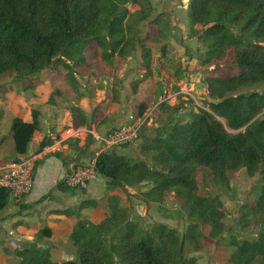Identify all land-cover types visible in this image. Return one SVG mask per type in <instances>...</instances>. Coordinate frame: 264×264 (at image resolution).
<instances>
[{
  "label": "trees",
  "instance_id": "obj_1",
  "mask_svg": "<svg viewBox=\"0 0 264 264\" xmlns=\"http://www.w3.org/2000/svg\"><path fill=\"white\" fill-rule=\"evenodd\" d=\"M126 3L130 11L123 8ZM187 11V38L197 41L198 67L221 63L233 52L238 74L219 77L209 71L202 77L208 99L214 102L204 103L209 112L196 109L191 122L175 118L185 104L159 105L165 122L152 130L143 127L137 159L117 150L95 158V171L107 186L104 202L83 201L77 211L54 212L75 220L84 209H91L94 217L102 214L98 221L74 224L68 238L76 253L73 259L52 262L49 250L36 242L16 243L19 264H196L185 246L191 252L216 246L203 230L221 231L223 219L219 195L199 191L200 171L217 190L228 187L229 173L243 169L250 178L258 175V194L241 207L240 223L264 218V0H189ZM167 19L163 13L154 16L147 0H0V77L14 75L21 82L61 66L66 70L64 80L75 91L76 71L66 61H74L76 70L95 79L114 77V60L138 47L142 76L131 83L135 92L153 76V46H160L159 58H165L170 33ZM140 23L154 26L155 33L140 39ZM118 98L115 83L112 102ZM147 110L148 103H133V118H142ZM37 115L33 110L30 123L13 120L10 131L17 157L0 161V166L27 157ZM66 142L79 155L90 151L93 160L90 138ZM46 144L42 142L41 148ZM83 165L76 161L74 166ZM144 183L152 184L140 195L146 204H160L172 195L187 222L181 235L164 223L144 229L130 219L119 193ZM56 189L74 191L63 181ZM7 202L8 192L0 188V211ZM50 235L46 228L37 237ZM229 246L233 251L228 264H264V227L253 239L231 238Z\"/></svg>",
  "mask_w": 264,
  "mask_h": 264
},
{
  "label": "crops",
  "instance_id": "obj_2",
  "mask_svg": "<svg viewBox=\"0 0 264 264\" xmlns=\"http://www.w3.org/2000/svg\"><path fill=\"white\" fill-rule=\"evenodd\" d=\"M183 8L187 12V6L184 5ZM172 39L168 37L167 47L169 40ZM196 42V39L186 38L181 43V48L182 45L187 46ZM155 55L153 53V57H156L155 62H153L154 69L158 71L164 67L166 71L170 69V63H163L166 57L171 56L170 54L168 56L167 50L165 58H159L160 56ZM85 57L87 58V56ZM85 57L84 59H86ZM66 63L72 69L74 68L70 64L73 61H66ZM141 63V51L136 47L135 52L128 53L119 61V65H114V77L101 76L95 79L90 77L89 74H81L80 71L74 68V71H76L74 78L77 80V85L80 84L81 87H84L83 81L87 77L94 81L103 78L98 81V84L103 85L104 100H86V98L81 97V100H34L30 102L29 106H31L32 111L34 110L38 114L36 131L28 146L27 154V157L35 158L33 186L30 193L21 200L20 204L15 205L8 199L6 207L0 211V264H19L20 259L14 254L16 243L36 242L39 247L48 249L49 253L50 248H54L60 250L62 254H67L68 260L75 257V250L68 244V238L74 224L84 219L90 222L98 221L102 218V214L94 217L91 209H84L80 212V218L75 220L74 218L57 216L54 212L77 211L79 204L83 201L91 200L103 203L107 194V186L106 182L100 176H97L82 190L62 191L56 189V186L63 181V178L69 173L76 161L85 165L90 162V151L84 155H79L72 144L66 142L68 139H59L60 135L69 128H90L98 134L104 135L111 129L125 124L133 117V103L146 102L148 103V109H150L157 104L162 96L172 93L171 85L169 87L163 86L165 88L160 93L159 84L154 77L141 83L137 90L133 92L131 83L142 76L140 74ZM61 79L63 82L64 77ZM191 81L193 80L191 79ZM63 83L61 87L55 89L60 90V88L65 87ZM115 83L119 91V98L117 101L112 102V88ZM51 84L55 85L53 82ZM164 85L166 84L164 83ZM185 85L182 81L176 84L180 88L179 91L184 90ZM190 85H192L190 90H192V87L195 90V84ZM178 101L179 98L171 101L169 105L173 106ZM186 107L185 104L183 111L177 114V117H182L188 113ZM11 109L13 108L11 107ZM13 111L17 112L16 110ZM193 112L196 113V109ZM159 114L161 115V112L157 108L154 116ZM18 118L24 122H31L25 121L21 117H14L9 126L3 125L2 121L0 122V161H12L17 157L14 152V141L10 130L13 120ZM53 138L56 141H53ZM70 140L77 141L76 139ZM90 140L92 143L91 152L95 154L98 146L91 138ZM42 142L48 144L41 148ZM132 148L125 147L117 151L128 154ZM46 228L51 230L50 237L38 238L37 234Z\"/></svg>",
  "mask_w": 264,
  "mask_h": 264
},
{
  "label": "rangeland",
  "instance_id": "obj_3",
  "mask_svg": "<svg viewBox=\"0 0 264 264\" xmlns=\"http://www.w3.org/2000/svg\"><path fill=\"white\" fill-rule=\"evenodd\" d=\"M153 10V15L163 13L168 17L170 24L169 37L173 38L169 40L167 52L169 58L163 63H170V69L167 71L161 68L160 71L154 69L153 76L158 84L160 93L163 92V86L169 87L171 85V92H177L180 90L176 86L177 83L183 82L187 87L195 84L194 94H200L204 85L202 83V77L209 71H213V75L219 77L234 76L238 74V68L234 62L233 52H229L226 59L218 64H213L207 68L198 67V52L197 42L189 44L187 46L181 43L185 41L189 34L190 18L189 12L184 10L183 6H188L189 0H147ZM144 5V4H143ZM123 8L130 11V4L126 3ZM140 31V39H144L149 35L155 33V27L150 26L148 23H140L138 25ZM173 32V33H172ZM235 33H237L235 31ZM248 41L247 39L245 40ZM173 43V44H171ZM160 46H153V53L155 56H160L158 53ZM136 50V49H135ZM133 50V52H135ZM97 57L100 55V51L97 50ZM131 53V52H130ZM84 58V57H83ZM86 58V57H85ZM121 60V59H120ZM119 59L114 60V65H119ZM156 57H153L155 62ZM75 68V62L70 63ZM184 66V67H183ZM73 68V69H74ZM65 68L61 66H55L48 71L37 75V78L28 77L23 81L15 79L14 75H7L0 77V122L3 125L9 126L14 117H21L25 121H34L32 116V108L30 102L34 100H104L103 85L98 84L97 80H91L87 77L84 82V87L80 84L77 85L76 90L73 91L62 77L65 72ZM200 73V74H199ZM138 77V76H137ZM191 79L193 81H191ZM118 80V79H117ZM55 85H52L51 83ZM96 82V83H94ZM62 83L65 87L56 90L55 88L61 87ZM164 83L166 85H164ZM203 87V88H202ZM181 104L187 105L188 113L182 117L175 116L176 120L183 122H191L194 118L193 111L195 109L193 101L189 97L180 96ZM14 105H17L16 107ZM11 107L13 109H11ZM7 109L8 111H6ZM16 110L17 112H14ZM5 111V112H3ZM156 112V111H155ZM154 112V113H155ZM152 114L150 127H145L148 130L157 128L165 122L163 115ZM142 130L140 137L142 136ZM140 140L127 146L133 148L129 150L128 156L131 159H137V146L140 144ZM229 185L227 188L212 187L208 182L207 174L200 171L197 176V182L199 191H208L211 194H217L220 197L222 205L223 219L221 222V231L212 232L210 229L205 228L203 231L206 235H210L217 242L216 246H209L203 251L191 252L189 245L185 246L186 254L189 258H195L196 264H228V258L233 249L229 246L231 238L253 239L258 232L264 227V218H258L250 223L242 225L240 223L241 207L244 204L251 203L258 194V189L261 184L260 177L258 175L250 178L247 176L245 170L241 169L236 173H229ZM152 187L150 183H144L136 188L127 189L120 192V203L126 207L130 213V219L134 222L140 223V225L146 229L153 223H164L168 226L175 228L179 235H181L187 225L185 215L181 212L179 205L173 199L172 195H166L160 204L150 203L146 204L141 200L140 195L143 192L148 191ZM205 189V191H203ZM86 218V217H85ZM87 221V219H84ZM68 250V249H66ZM70 252V251H69ZM76 255V253H75ZM50 260L52 262H61L68 260L67 254H62L60 250L50 248Z\"/></svg>",
  "mask_w": 264,
  "mask_h": 264
},
{
  "label": "built area",
  "instance_id": "obj_4",
  "mask_svg": "<svg viewBox=\"0 0 264 264\" xmlns=\"http://www.w3.org/2000/svg\"><path fill=\"white\" fill-rule=\"evenodd\" d=\"M185 85L184 90L165 94L157 104L148 109L142 118H131L125 124L111 129L104 135H100L90 128H69L65 130L59 139L86 140L90 137L97 144L98 150L94 154L93 160L83 166H73L69 173L63 178L64 185L71 190L77 191L87 187V185L97 178L94 163L95 158L104 151L119 150L133 144L139 140L143 127H148L153 121L152 114L161 104L169 105L171 101L177 100L180 96L189 97L195 109H202L209 112L208 107L201 101V98L208 99V91L204 87L200 94H194V87ZM170 106V105H169ZM56 141V139H52ZM34 157H26L17 163H8L0 166V188L8 192V199L15 205L27 196L33 186Z\"/></svg>",
  "mask_w": 264,
  "mask_h": 264
},
{
  "label": "water",
  "instance_id": "obj_5",
  "mask_svg": "<svg viewBox=\"0 0 264 264\" xmlns=\"http://www.w3.org/2000/svg\"><path fill=\"white\" fill-rule=\"evenodd\" d=\"M202 102H209V103H213L214 101L212 99H205V98H201Z\"/></svg>",
  "mask_w": 264,
  "mask_h": 264
}]
</instances>
